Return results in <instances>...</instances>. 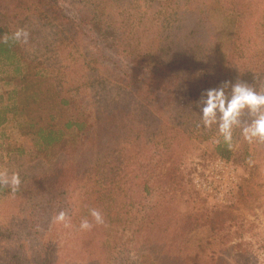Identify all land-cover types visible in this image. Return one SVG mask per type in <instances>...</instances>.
<instances>
[{
  "label": "rangeland",
  "instance_id": "1",
  "mask_svg": "<svg viewBox=\"0 0 264 264\" xmlns=\"http://www.w3.org/2000/svg\"><path fill=\"white\" fill-rule=\"evenodd\" d=\"M55 1L58 18L24 24L23 0H0V16L29 30L30 68L47 76L45 94L60 91L43 122L64 130L76 115L94 135L73 140L70 128L46 148L0 60V115L11 108L0 169L21 179L15 194L0 187V264H264V143L237 128L227 161L216 128L196 126L204 89L243 80L264 92V0ZM171 29L178 44L164 51ZM91 208L105 224L81 231ZM61 210L71 227L54 222Z\"/></svg>",
  "mask_w": 264,
  "mask_h": 264
},
{
  "label": "trees",
  "instance_id": "2",
  "mask_svg": "<svg viewBox=\"0 0 264 264\" xmlns=\"http://www.w3.org/2000/svg\"><path fill=\"white\" fill-rule=\"evenodd\" d=\"M33 2V0H30ZM25 2V3H24ZM34 4H30L29 0L26 2V0H23V2H19L17 7L21 9L22 11L27 10L28 14H23L24 17H26V20L24 24H27V20H32V15L34 13H39L40 15H48L47 13H51L55 15L56 18L59 16H56V10L54 7L57 6L55 0H36V2H33ZM38 5V6H36ZM40 5H42L40 7ZM55 5V6H54ZM42 9V10H40ZM35 15V14H34ZM5 16H8V12L1 14L0 16V36H3L5 34H9L12 30L11 27H15V23L11 20H7ZM52 19V18H51ZM32 22V21H31ZM33 24V23H31ZM162 37V38H160ZM159 42L162 44L164 41V45H162L163 49L165 51L166 46L172 45L178 41L177 34L174 33V31L168 30L160 32ZM195 45L199 44V41L197 39L194 40ZM178 43H176L177 45ZM232 44V43H231ZM169 47V46H168ZM213 51V55L215 56V64H218L219 62V55L221 53V48L219 46V43L215 42L214 46L211 47ZM210 50V51H211ZM161 52V50L159 51ZM164 54V53H163ZM156 55V53H155ZM158 56H160V53H158ZM163 56V55H162ZM163 57L160 56V61ZM0 60H4L8 64L13 66L14 70V76L10 77L9 80H12L16 78L18 80L19 87L13 90L12 95L14 96V101H26L28 107L26 112L28 114V122L29 125L32 127V131L36 133L41 139L46 148L52 147H60L61 145L65 144L67 142V139L69 138V131L70 128H76V130H72V139L77 140H83L84 138H89V136L94 135V132L92 130H83L84 127L87 125L85 124V121L78 118L76 115L74 118H68L64 123L63 126L65 129L63 130L62 127H56L52 123H50L48 120H45L43 122V112L44 110H49V99L55 98L58 94H60L59 90H56L55 88L52 89V95L45 94L42 90V86L44 84V81L46 79V75L40 70H33L30 68V62L26 59L24 56L23 51L20 48V44L13 43L9 41L8 43H0ZM177 61V60H176ZM172 62V59L169 60H162L161 63H170ZM214 65V64H211ZM168 69V68H166ZM172 70H166L165 72H170ZM174 75V74H173ZM179 80H184L185 76H179ZM229 76V73H228ZM167 78V76L165 75ZM169 78V76H168ZM175 82H173L171 85H174ZM141 84V83H140ZM137 90V86L134 87ZM141 88V86H140ZM2 96V95H0ZM183 94L180 93V97H182ZM10 97V96H9ZM195 96H192L194 98ZM45 100H47L48 105H46ZM69 103L68 98H61V104H67ZM3 112V114L0 115V124L4 123L6 121V113L11 110V108ZM52 115V114H51ZM43 122V123H42ZM73 142V141H72ZM217 153L221 158H224L225 160L229 161L232 156V148H229L222 139L217 144L216 147ZM98 164L96 165V167ZM112 171V169H109V172ZM108 185L104 184V187L111 186L109 192L112 194H115V192L112 190L116 188L114 181L111 183L108 182ZM97 184V182H96ZM98 185V184H97ZM99 187V186H98ZM100 189V188H98ZM105 190V188L101 189ZM108 196L105 199L106 200H115L114 197ZM148 236V235H145Z\"/></svg>",
  "mask_w": 264,
  "mask_h": 264
},
{
  "label": "clouds",
  "instance_id": "3",
  "mask_svg": "<svg viewBox=\"0 0 264 264\" xmlns=\"http://www.w3.org/2000/svg\"><path fill=\"white\" fill-rule=\"evenodd\" d=\"M30 32L27 28L17 27L9 34L0 36V43L9 41L18 44H28ZM200 119L197 127L217 130V143L222 141L233 147L234 131L240 129V134L248 144L264 143V92L251 87L243 80H224L216 87L204 89L197 101ZM21 185L19 173H9L0 169V187H7L15 194ZM89 216L79 221V230H90L94 225L105 224L101 211L89 209ZM54 222L71 227L67 214L61 210L54 216Z\"/></svg>",
  "mask_w": 264,
  "mask_h": 264
}]
</instances>
